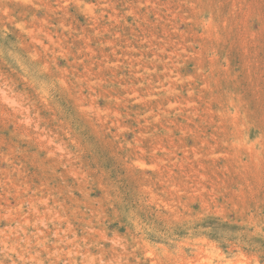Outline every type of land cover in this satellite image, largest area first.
<instances>
[{"label": "rangeland", "instance_id": "obj_1", "mask_svg": "<svg viewBox=\"0 0 264 264\" xmlns=\"http://www.w3.org/2000/svg\"><path fill=\"white\" fill-rule=\"evenodd\" d=\"M0 264H264V0H0Z\"/></svg>", "mask_w": 264, "mask_h": 264}]
</instances>
